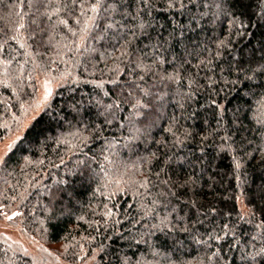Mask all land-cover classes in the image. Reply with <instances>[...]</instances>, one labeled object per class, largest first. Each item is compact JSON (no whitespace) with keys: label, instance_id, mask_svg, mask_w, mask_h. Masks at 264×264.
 <instances>
[{"label":"trees","instance_id":"obj_1","mask_svg":"<svg viewBox=\"0 0 264 264\" xmlns=\"http://www.w3.org/2000/svg\"><path fill=\"white\" fill-rule=\"evenodd\" d=\"M0 264H264V0H0Z\"/></svg>","mask_w":264,"mask_h":264},{"label":"rangeland","instance_id":"obj_2","mask_svg":"<svg viewBox=\"0 0 264 264\" xmlns=\"http://www.w3.org/2000/svg\"><path fill=\"white\" fill-rule=\"evenodd\" d=\"M57 87L56 82L48 79L41 78L38 82V96H37V106L32 109L31 114L26 118L23 127L21 130L13 132L9 136L5 137L0 142V164L2 163L4 156L8 152L10 146L14 143V141L23 133L28 124L32 121V119L40 112L42 107L47 103V101L51 98L52 94ZM8 217H0V233H3L8 238L13 240L16 243L22 244L24 247L31 251H39L40 247L45 246L50 250H55L59 247L56 244H45L39 239L35 237H29L25 235L18 226L13 225ZM55 264H77L66 261L62 258H59Z\"/></svg>","mask_w":264,"mask_h":264}]
</instances>
